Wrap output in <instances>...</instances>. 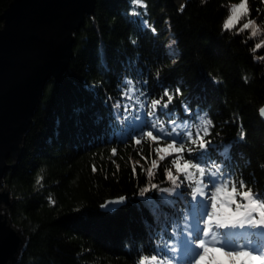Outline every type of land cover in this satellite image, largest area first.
I'll return each instance as SVG.
<instances>
[{
	"label": "trees",
	"instance_id": "1",
	"mask_svg": "<svg viewBox=\"0 0 264 264\" xmlns=\"http://www.w3.org/2000/svg\"><path fill=\"white\" fill-rule=\"evenodd\" d=\"M10 1L0 0V12ZM239 2L97 0L76 32L67 71L44 89L23 155L4 177L10 216L27 235L13 264H138L142 258L152 264V256L187 264L183 229L197 224L202 211L190 195L195 183L181 174L179 188L164 191L174 187L166 177L169 168L176 174L174 156L147 176L156 144L132 139L147 130L144 119L166 131L175 120L178 131L194 137L203 135L202 118L211 120L204 137L211 141L207 166L236 181L238 191L246 190L243 180L264 195V0H248L247 18L225 29L231 5ZM248 19L255 21L256 36L251 28L240 31ZM165 88L172 103L146 117ZM223 145H231L228 157ZM113 198L122 202L104 209ZM237 231L246 243L256 230Z\"/></svg>",
	"mask_w": 264,
	"mask_h": 264
},
{
	"label": "water",
	"instance_id": "2",
	"mask_svg": "<svg viewBox=\"0 0 264 264\" xmlns=\"http://www.w3.org/2000/svg\"><path fill=\"white\" fill-rule=\"evenodd\" d=\"M175 1L181 6L186 2ZM96 2L11 0L0 12V264H13L27 240L9 213L12 196L4 186L6 171L14 169L23 155L44 89L49 80L60 81L67 71L76 32L94 14ZM120 200L110 199L103 208L113 209Z\"/></svg>",
	"mask_w": 264,
	"mask_h": 264
},
{
	"label": "snow or ice",
	"instance_id": "3",
	"mask_svg": "<svg viewBox=\"0 0 264 264\" xmlns=\"http://www.w3.org/2000/svg\"><path fill=\"white\" fill-rule=\"evenodd\" d=\"M135 2L140 3V0H135ZM247 3L248 0H240V3L231 7L230 15L223 25L225 29L235 27L241 16L249 15L250 9H248ZM144 23L147 24V21ZM249 28H251V35L256 36L257 27L252 19H248L240 31ZM151 31L155 33L156 29L153 27ZM261 46V44H257L256 48ZM129 90L131 91V89ZM175 92L179 95L180 89L177 88ZM124 94L128 95L127 92ZM165 97L166 101L161 104ZM172 100L173 95L165 88L163 97L151 101V111H148L145 116H154L158 107L167 109ZM188 110L190 111V109ZM140 123L147 130L141 131L138 137L132 138L134 145L143 143V137L149 138L156 144L154 151L157 158L152 160L147 176L152 177L151 169L158 168L159 161L165 160L168 156H174L171 163L175 167L176 174H173L171 168L166 169V177L174 187L164 191L175 192L180 183H183L180 180L181 174L189 182L194 181L195 183L194 190L190 195L194 205L202 211L198 223L187 229L185 242V251L189 257L187 264H264V195L254 193L243 180L240 181V189L246 190L238 191L236 181L227 178L219 168L213 170L212 167L207 166L211 141L204 137L209 134V126L212 121L202 118L200 127L203 135L198 131L195 137L190 130L178 131L175 120L168 122L172 125L170 131H166L159 121L153 123L144 119ZM165 139L170 142L161 143ZM239 139H244L243 132L240 133ZM185 142L188 143V147H185ZM230 148L231 145L222 146L221 151L224 157H228ZM185 152L188 153V159H184ZM112 153L115 154L116 149H112ZM194 153L195 155H193ZM138 154L142 156V153ZM142 158L148 159L143 156ZM135 167L136 164H133V169ZM194 177L198 178L194 179ZM205 179L207 183L204 182ZM152 187H156V185H152ZM148 190L146 187L140 194L143 195ZM222 195L225 197L223 200L221 199ZM237 196H239V200H237ZM238 229H255L256 231L249 233L246 243H240L244 233L237 231ZM253 236L258 239L254 240ZM169 251L173 256L176 254L174 248ZM151 261L152 264H172V260L167 257L160 259L158 256H152ZM138 264H147V259L142 258Z\"/></svg>",
	"mask_w": 264,
	"mask_h": 264
},
{
	"label": "rangeland",
	"instance_id": "4",
	"mask_svg": "<svg viewBox=\"0 0 264 264\" xmlns=\"http://www.w3.org/2000/svg\"><path fill=\"white\" fill-rule=\"evenodd\" d=\"M239 3H240V2H239ZM235 4H238V3H234V4H232L231 7H232L233 5H235ZM247 7H248V5H247ZM248 9H249V7H248ZM230 10H231V9H230ZM247 16H248V15L241 16V18H240V20H239L238 23H240L241 21H243L244 19H246ZM238 23H237V24H238ZM237 24H236V25H237ZM169 49H170L171 52H175V51H176V47H175V43H174V41H171V43L169 44ZM119 203H121V200L119 201Z\"/></svg>",
	"mask_w": 264,
	"mask_h": 264
},
{
	"label": "clouds",
	"instance_id": "5",
	"mask_svg": "<svg viewBox=\"0 0 264 264\" xmlns=\"http://www.w3.org/2000/svg\"><path fill=\"white\" fill-rule=\"evenodd\" d=\"M260 115H261L262 117H264V107H262V108L260 109Z\"/></svg>",
	"mask_w": 264,
	"mask_h": 264
}]
</instances>
